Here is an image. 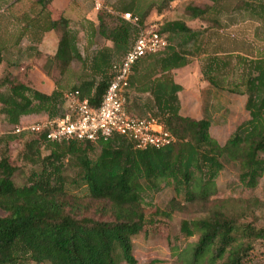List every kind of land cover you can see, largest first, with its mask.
I'll use <instances>...</instances> for the list:
<instances>
[{
  "label": "trees",
  "instance_id": "trees-1",
  "mask_svg": "<svg viewBox=\"0 0 264 264\" xmlns=\"http://www.w3.org/2000/svg\"><path fill=\"white\" fill-rule=\"evenodd\" d=\"M51 1L35 0L41 6V14L50 15ZM173 1L163 3L167 7ZM210 1L211 6L190 5L186 11L194 19L214 13L217 18L213 21L218 25L224 0ZM234 1L233 13L264 22V0ZM126 11L139 16L141 24L149 14V10L139 13L133 5L127 6ZM106 18L109 15L101 10L100 35L114 43L115 51L129 50L137 37V28L125 20L110 28ZM69 24L62 16L50 19L46 28L55 31L60 40L54 57L43 56L50 69L67 70L74 60L82 59ZM159 33L167 35L172 43L182 39L179 49L169 45L165 52L146 56L161 60L159 69L167 73L164 81L154 84L152 93L160 110L152 117L168 128L176 137V144L162 150H139L133 141L120 135L94 143H57L45 133L33 134L36 136L25 143L21 153L25 162L39 167V171L32 172L28 184L16 183L18 168L11 165L8 156L0 159V212L4 214L0 215V264H138L133 238L146 225L147 198L151 203L157 194L171 188L175 196L161 212L171 218L175 212L184 211V202L206 201L217 193V179L225 168L224 162L239 166L244 187L257 188L264 176V58L250 60L240 80L226 89L247 98L245 109L249 119L242 121L222 146L211 135L209 119L180 115L178 93L182 87L171 77L173 70L190 64V57L195 54L183 45L197 43L201 33L180 21L166 22ZM213 60L215 64H209L207 72L208 81L217 85L209 76L218 67L219 60ZM100 61L106 66L100 73L101 80L88 82L77 90L80 98L88 97L93 106L100 105L113 77L107 71L109 60L101 57ZM6 62L0 26V67L5 65V75L0 76V113L8 124L16 127L24 116L62 115V90L45 94L14 72L18 69L16 64ZM24 136H8L6 140ZM44 151L49 154L44 155ZM68 157L77 160L79 172L75 178L67 173ZM74 187L83 189L90 200L99 203L95 212L101 219L87 216L88 209L82 205V197L74 194ZM180 231L187 239L198 237L192 264H246L250 249L238 254L233 251L248 237L264 240V228L242 225L222 211L200 220H183Z\"/></svg>",
  "mask_w": 264,
  "mask_h": 264
},
{
  "label": "rangeland",
  "instance_id": "rangeland-1",
  "mask_svg": "<svg viewBox=\"0 0 264 264\" xmlns=\"http://www.w3.org/2000/svg\"><path fill=\"white\" fill-rule=\"evenodd\" d=\"M10 1L12 0H0V16L7 11V5ZM96 1L104 6L102 12L109 15V19L106 18V23L110 28H114L121 20V17H116L114 13L117 12L119 16H122L129 12L126 11V7L133 5L139 13L149 10L147 19L141 24L142 27H154L160 30L166 22L180 21L193 31L200 32L201 36L197 43L183 45L195 54L190 57V64L187 68L189 71L182 76L184 82L189 83L186 85V87L189 86V92H195L196 85L193 83L195 78L208 80L207 72H209V64L211 65L214 61L213 58L219 60L216 64L218 67L209 76L222 89L233 87V84L240 80L245 69L248 68L250 60L264 58V22L255 21L246 15L233 13L234 0H224L221 4L223 13L219 14L220 23L218 25L213 21L217 18L214 13L205 18L194 19L186 11L190 5L199 8L211 6L212 2L210 0H175L167 7L163 3L164 0ZM1 22L5 27L6 21ZM5 34L6 41L8 40V31ZM164 37L167 38V35H164ZM98 40L99 42L92 45L105 43L103 38H98ZM167 40L169 45L180 48L181 38L173 43L169 39ZM79 42L80 45H83L82 40L79 39ZM10 55V52H8L7 56ZM42 58L41 54L37 57V62ZM32 68L30 65L28 68L25 66L24 70L18 67L14 72L21 75L22 78L25 70ZM4 70V67L0 69V76L5 75ZM72 71L79 75L82 71L81 64L77 63ZM74 86L75 84L68 82L67 79H62L57 83V87H60L64 93L74 90ZM221 94L220 107L215 103V107L212 109L204 107L201 112L194 111L183 116L196 120H201V118L211 119L213 122L210 130L211 135L223 146L236 127L242 121L249 119V113L245 109L242 96L227 91ZM1 109L2 106L0 105V112ZM55 118H58V116L51 118L46 114L31 115L27 118H21L19 125L26 126L45 119ZM24 134V138L20 137L15 141L6 140L8 136H19L21 134H16L15 126L8 124L5 116L0 113V159L8 156L11 165L18 168L15 181L20 186L28 184L34 170L39 171V167L32 166L21 157L25 143L36 136L31 133ZM48 154L49 151H44V155ZM95 154H100L99 148L95 150ZM262 157L264 158V154H262ZM66 164L68 175L75 178L79 172L76 158L68 157ZM224 164L225 168L217 179V193L206 201L197 199L194 202H184V211L175 212L171 218L161 214L167 209L168 204L175 196L171 188H166L157 194L151 203L150 199L147 198L146 225L143 231L133 238L134 255L138 260V264H149L151 262H156L155 264H192L193 248L198 242V237L187 239L181 234L180 228L183 220H200L212 216L215 211H222L242 225L251 224L255 228H264V176L259 181L257 188L249 189L240 182L239 166L228 162H224ZM71 189H73V186H71ZM74 194H79L82 197V205L88 209L87 216L96 219L102 218L99 213L95 212L96 204L99 203L90 200L83 189L74 187ZM0 215L4 214L0 212ZM246 249H250L246 264H264L263 239L257 240L248 237L233 253L238 254L241 250ZM203 264L213 263L207 261ZM217 264H220V262Z\"/></svg>",
  "mask_w": 264,
  "mask_h": 264
},
{
  "label": "crops",
  "instance_id": "crops-1",
  "mask_svg": "<svg viewBox=\"0 0 264 264\" xmlns=\"http://www.w3.org/2000/svg\"><path fill=\"white\" fill-rule=\"evenodd\" d=\"M95 2L97 1L52 0L48 5L50 15H46L41 14V6L36 4L35 0L10 1L7 5V11L0 16L2 45L6 63L16 64L17 68L21 67L23 70L25 66L26 68L29 65L32 66V69L25 70L22 79L29 81L37 90L49 95L55 90H62L57 87V83L62 79L73 82L75 84L74 88H77L76 91L88 82H99L102 78L100 73L106 69V66L100 61L101 57H106L109 60L110 65H108L107 69H109L107 71L108 74L114 75V66L121 61L128 50L115 51L114 43L100 35V11L96 10ZM114 15L121 17L117 12ZM62 16L69 20L70 29L76 37L77 47L82 59L81 61L74 60L67 70L60 71L54 68L50 69L45 58L37 62V57L41 54L42 57H54L56 55L60 41L59 36L55 31H47L46 28L50 19L57 20ZM4 20L6 21L5 27L1 22H4ZM121 20H123L122 17ZM6 31H8V40L5 41ZM98 38H103L105 43L92 45L99 42ZM79 39L83 41V45H80ZM134 42L135 40L130 47ZM8 52H10L11 57L7 56ZM94 60H96V65L93 63ZM77 63L81 64L82 67L79 75L72 71ZM161 65V60L149 57L141 58L134 65L130 87L127 92V108L130 113L138 118H148L159 113L160 108L157 106L152 92L155 89L154 84L164 81L167 76V73L160 71ZM188 67L189 65L175 69L171 73L174 83L182 87V90L178 93L180 115L183 116L194 111L201 112L204 107L212 109L215 107V103L220 107L221 93L226 92V89H222L218 85H212L208 80L198 79L197 77L193 82L196 85L195 92H189V86L186 87L189 83L184 82L182 78L183 74L189 71ZM62 92L64 93L63 90ZM94 92L95 87L92 88L91 95ZM242 98L245 106L247 98L245 96H242ZM190 108H192L191 111H189ZM65 113L64 104V112L58 118L63 117ZM27 117L24 116L22 119ZM209 120L211 121V119Z\"/></svg>",
  "mask_w": 264,
  "mask_h": 264
},
{
  "label": "built area",
  "instance_id": "built-area-1",
  "mask_svg": "<svg viewBox=\"0 0 264 264\" xmlns=\"http://www.w3.org/2000/svg\"><path fill=\"white\" fill-rule=\"evenodd\" d=\"M103 9L104 6L96 2V10ZM121 17L135 26L138 34L132 47L114 66V75L100 105L93 106L88 98H80L78 91L65 92L66 113L63 117L17 125L16 134L45 133L49 140L57 143H94L120 135L133 141L139 150H162L176 144V137L158 119L138 118L127 108L134 65L141 58L164 52L169 42L157 28L142 27L139 16L128 12Z\"/></svg>",
  "mask_w": 264,
  "mask_h": 264
}]
</instances>
